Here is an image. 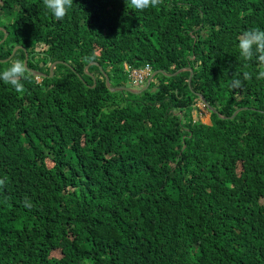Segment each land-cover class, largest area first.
I'll return each mask as SVG.
<instances>
[{"label":"trees","instance_id":"16d2710c","mask_svg":"<svg viewBox=\"0 0 264 264\" xmlns=\"http://www.w3.org/2000/svg\"><path fill=\"white\" fill-rule=\"evenodd\" d=\"M253 28L264 0H73L61 20L0 0V70L26 68L0 82V264H264Z\"/></svg>","mask_w":264,"mask_h":264},{"label":"clouds","instance_id":"9594fccd","mask_svg":"<svg viewBox=\"0 0 264 264\" xmlns=\"http://www.w3.org/2000/svg\"><path fill=\"white\" fill-rule=\"evenodd\" d=\"M158 2L159 0H129L131 9H135L137 11H142L149 8H155L158 5ZM41 3L43 4L46 11L52 17H54L57 20H61L65 17L69 9L72 7L73 0H41ZM125 9L128 8L125 7ZM237 48H238V54L242 58V60L244 61L254 60L258 62L260 65L264 66V29L253 28L244 31L238 39ZM187 68L191 70L190 67ZM25 73H26V68L24 64L20 60H16L8 67L4 68L3 70H0V82H3L4 84L12 87L16 92H20L22 90V78L24 77ZM155 73L156 72H151L149 77L140 85L142 86L141 88L142 91L150 85L153 77L156 75ZM35 75L37 82H40L42 80L41 73L37 72L35 73ZM51 76H52V72H51ZM256 78L258 80H264V70L258 71ZM234 84L236 86H239L240 81L235 80ZM201 104L205 107L203 102H201ZM193 112H197V110H194ZM0 183H3V181H0ZM27 206L28 204L26 203L25 207Z\"/></svg>","mask_w":264,"mask_h":264},{"label":"built area","instance_id":"2783aa9c","mask_svg":"<svg viewBox=\"0 0 264 264\" xmlns=\"http://www.w3.org/2000/svg\"><path fill=\"white\" fill-rule=\"evenodd\" d=\"M150 74V67L146 65L142 70L131 71L129 78L134 86H140Z\"/></svg>","mask_w":264,"mask_h":264},{"label":"rangeland","instance_id":"374dc122","mask_svg":"<svg viewBox=\"0 0 264 264\" xmlns=\"http://www.w3.org/2000/svg\"><path fill=\"white\" fill-rule=\"evenodd\" d=\"M197 108H198V112H193L192 113V118L194 121H200L203 124H209L210 120V114L209 111L201 104L200 101L197 102Z\"/></svg>","mask_w":264,"mask_h":264},{"label":"water","instance_id":"95a60500","mask_svg":"<svg viewBox=\"0 0 264 264\" xmlns=\"http://www.w3.org/2000/svg\"><path fill=\"white\" fill-rule=\"evenodd\" d=\"M6 36H7V35L4 34V37H3L2 40L0 41V44L6 39ZM17 48H18V47H16V48L13 50L11 56H10L8 59H10V58L12 57L13 53L17 50ZM25 62H26V59H25L24 63H25ZM51 68H52V67H50V75H49V77L51 76ZM184 70H189V77H188V85H189V83H190V81H191V76H192V71H191L189 68L179 70L178 72H176V73L173 74V75H177L178 73H180L181 71H184ZM157 73H161V72L158 71V72H156L155 74H157ZM141 91H142V90H141ZM200 99L203 100L202 97H200Z\"/></svg>","mask_w":264,"mask_h":264}]
</instances>
